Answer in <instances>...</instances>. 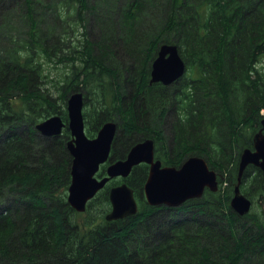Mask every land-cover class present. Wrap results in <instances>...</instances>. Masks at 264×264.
Returning a JSON list of instances; mask_svg holds the SVG:
<instances>
[{"label": "trees", "instance_id": "trees-1", "mask_svg": "<svg viewBox=\"0 0 264 264\" xmlns=\"http://www.w3.org/2000/svg\"><path fill=\"white\" fill-rule=\"evenodd\" d=\"M92 20L100 38L85 39L60 97L67 104V94L81 90L100 98L88 135L117 122L113 160L152 138L165 165L199 155L212 168L232 164L237 183L241 152L262 127L264 0H0V264H264V221L237 214L230 191L206 189L179 207L145 201L113 221L105 218L110 209L90 214L92 200L84 212L69 204L70 130L46 137L35 128L54 114L68 120L41 87L40 56L61 58L74 35L69 24ZM118 38L132 68L116 59ZM163 43L176 44L186 63L168 85L150 81ZM249 169L263 190L254 165L241 184ZM148 174L141 163L123 180L142 197ZM108 184L97 193L104 201Z\"/></svg>", "mask_w": 264, "mask_h": 264}, {"label": "water", "instance_id": "water-1", "mask_svg": "<svg viewBox=\"0 0 264 264\" xmlns=\"http://www.w3.org/2000/svg\"><path fill=\"white\" fill-rule=\"evenodd\" d=\"M185 71L186 63L178 46L163 43L152 62L150 81L168 85L182 77ZM67 105L68 122L61 115L54 114L37 123L36 129L46 136L61 135L66 126L70 129L71 138L67 141V148L72 155V178L67 200L76 211H85L88 202L112 178L128 177L133 167L140 163L149 165L144 196L150 205L179 207L189 199L201 197L207 188L218 191V173L204 157L191 155L178 167L164 165L161 159L155 157V141L152 138L135 143L125 158L112 160L110 155L118 132L117 122H105L97 135L90 137L85 128L83 92H71ZM261 123L262 127L253 136V148H245L240 155L238 180L230 202L232 209L240 216L247 214L252 205V200L240 188L245 169L252 164L264 173V117ZM108 161L106 174L99 176L101 165ZM109 198L111 210L105 216L107 221L123 219L138 212L139 203L134 189L127 182L112 186Z\"/></svg>", "mask_w": 264, "mask_h": 264}, {"label": "rangeland", "instance_id": "rangeland-1", "mask_svg": "<svg viewBox=\"0 0 264 264\" xmlns=\"http://www.w3.org/2000/svg\"><path fill=\"white\" fill-rule=\"evenodd\" d=\"M93 22H94L93 20H92V22H90V21L87 22L85 27H83L80 23H76V22H73L71 26L69 24V27H68V28H70L69 31H74V35L72 36L71 39L69 37L66 40V42H62L63 45L61 47V51L59 52V56L63 55L61 58L53 57L52 59H50L43 54H41V56H40V60L42 62V67H43V71H42L43 75L41 76V79H40L41 80V87L44 91H46L47 93H49L51 95V96H49L50 98L58 99V103L61 104L63 109H66V110H67L68 105L63 103V100L60 96L63 92V87H62L63 84H65V81H68L70 79V77L72 76L73 67L75 65H79L82 63V59H81L82 54H80L77 51H83L84 50L85 39L87 37L93 41L100 38V36H99L100 31L96 28V26ZM62 23H64V22L62 21ZM84 31H87V35L83 34ZM119 33L116 32L117 35ZM118 37H120V36L118 35ZM116 44L118 45V49L120 50L115 55L116 59L119 60L120 62H124V61L128 62V60H126V59L129 57V52L126 51V47L123 43V40H121V38L120 39L118 38V41H116ZM130 58H133V57H130ZM130 61H131V59H130ZM128 65L131 66L130 63ZM151 67H152V65H151ZM259 67H261V69L264 70V55L262 56ZM131 68H132V66H131ZM105 72L106 71L103 72L104 76L106 78H108L109 75L108 74L105 75ZM70 93L71 92H69L67 94L65 100H68ZM84 96H86V95H84ZM86 98H87V100H86ZM86 98H85V103L83 106V115H84V120H85L86 132L88 134V129H89L88 122L89 123L91 122L92 110H94L95 106L97 105V101H99V102H101V101H100V98L99 97L97 98V95H95V94L94 95L88 94V97L86 96ZM67 113H68V110H67ZM261 113L264 116V109L261 110ZM171 121H172V118H170V116L167 117V119H166L167 126H165V133L168 137V142H170L169 137H170V134L172 132L170 130L171 129ZM38 133L40 135H43L40 132H38ZM96 135H97V133H96ZM96 135H94V136H96ZM43 136H46V135H43ZM90 137H92V136H90ZM39 141H40V139H39ZM41 142H42L41 147L43 145H46V144H44V142L42 140H41ZM114 145L115 144H113L111 155H110L111 158H112L113 151L115 150ZM119 151H117V152L119 153ZM122 158H125V157H122ZM112 160H113V158H112ZM206 160L208 162L207 158H206ZM208 164H209V162H208ZM107 165H108V163L105 164V168ZM232 168H233L232 164H229L228 167H226V168H215V167L212 168L218 173V177L220 178L219 179V189H221L225 193H229V191H230L231 192V198L233 197V194H234V186L236 183L235 179L237 176L236 171ZM249 171H251V172H249L250 174L247 177L243 178L242 184L245 183V185L243 186L244 189H242L241 191L243 192V194H245L247 197H249L253 201V204L251 206L250 213H249L250 217L244 218V220L246 219V220H249L252 223H254L255 217L259 218L260 221H264V185H263V190L259 189V186L255 182L256 181L255 174H254V177L251 174V173H254V171L252 169H249ZM103 174H105V170L103 172V168H101L98 175L102 176ZM123 179L124 178H122V177L113 178L109 182L108 187L122 183L124 181ZM67 196H68V194H67ZM135 196L138 200L139 207H142L143 202L146 201L145 196L143 195L142 197H140L136 194H135ZM90 205L91 206L89 207V211H90L89 213L93 214V215L98 214L102 211H105V210L108 211L109 209H111L110 200L104 201V197L101 195H97L95 199H92V202Z\"/></svg>", "mask_w": 264, "mask_h": 264}, {"label": "flooded vegetation", "instance_id": "flooded-vegetation-1", "mask_svg": "<svg viewBox=\"0 0 264 264\" xmlns=\"http://www.w3.org/2000/svg\"><path fill=\"white\" fill-rule=\"evenodd\" d=\"M126 156H127V155H126ZM126 156H125V157H126ZM249 174H250V173H249Z\"/></svg>", "mask_w": 264, "mask_h": 264}]
</instances>
